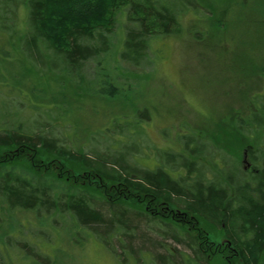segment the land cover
I'll use <instances>...</instances> for the list:
<instances>
[{
    "label": "rangeland",
    "instance_id": "rangeland-1",
    "mask_svg": "<svg viewBox=\"0 0 264 264\" xmlns=\"http://www.w3.org/2000/svg\"><path fill=\"white\" fill-rule=\"evenodd\" d=\"M171 1L182 9L181 31L154 37L141 70L117 64L126 21L124 13L119 15L112 52L103 56L119 67L117 79L125 91L118 99L85 96L67 76L44 74L45 67L33 65L25 53L13 49L11 54L8 46V59L0 50V130L18 126L49 134L68 148L61 161L42 153L32 157L34 164L64 179L51 178L59 193L78 191L82 171L72 152L113 155L125 150L132 164H162L172 170L177 165L162 156L183 151L182 134L205 140L198 159L206 178L224 177L237 158L247 173L264 165V0H206L203 5L202 0ZM27 13L25 6L18 7L17 28L24 33ZM10 37L0 29V49ZM89 63L94 71L96 60ZM140 110H147L149 117L137 124ZM253 114L262 120L261 127L248 125L242 133L233 119ZM4 152L0 148V155ZM244 159L250 169L244 168ZM28 160L19 164L27 167ZM74 220L63 210L0 212V264H164V258L167 264H233L226 230L205 221L184 232L160 219L143 218L139 229L114 236L102 227L80 229ZM198 230L206 233L207 241H191ZM259 264H264V250Z\"/></svg>",
    "mask_w": 264,
    "mask_h": 264
},
{
    "label": "trees",
    "instance_id": "trees-1",
    "mask_svg": "<svg viewBox=\"0 0 264 264\" xmlns=\"http://www.w3.org/2000/svg\"><path fill=\"white\" fill-rule=\"evenodd\" d=\"M20 5L28 10L26 33L17 28ZM9 13L14 17L10 19ZM122 13L126 21L124 47L122 51L117 49L119 66L143 69L139 66L148 61L152 39L181 31L182 9L171 0H0V29L11 36L0 50L8 59V46L12 47L11 54L13 49L25 53L33 65L45 67L44 74L67 76L85 96L118 99L125 91V85L117 79L119 67H112L109 58L103 56L112 52L114 27ZM91 60L97 62L94 71L88 68ZM147 117L148 111L140 110L135 122L140 124ZM233 121L243 133L248 125L261 127L262 120L253 114L252 118L238 116ZM180 141L183 151L165 152L162 156L177 165L172 170L162 164L155 168L132 164L125 150L113 155L72 152L82 171L80 179L84 180H78V191L68 194L59 193L51 182L53 177L58 182L63 178H56L52 169H43L32 160L33 155L42 153L61 161L68 156L67 147L49 134L18 126L1 129L0 148L5 152L0 155V212L17 208L48 214L68 211L80 229L102 227L114 236L121 231L130 233L134 227L139 229L143 218L160 219L184 232L205 221L226 230L233 264H259V254L264 250V165L259 172L247 173L237 158L224 177L206 178L198 159L205 140L182 134ZM217 145L223 148L224 141L218 138ZM24 159L30 160L29 166L19 164ZM89 181L98 187H90ZM196 234L191 241L203 242L207 238L200 230ZM172 237L182 242L175 234ZM162 261L168 263L165 258Z\"/></svg>",
    "mask_w": 264,
    "mask_h": 264
},
{
    "label": "water",
    "instance_id": "water-1",
    "mask_svg": "<svg viewBox=\"0 0 264 264\" xmlns=\"http://www.w3.org/2000/svg\"><path fill=\"white\" fill-rule=\"evenodd\" d=\"M244 161H246V160L244 159Z\"/></svg>",
    "mask_w": 264,
    "mask_h": 264
},
{
    "label": "flooded vegetation",
    "instance_id": "flooded-vegetation-1",
    "mask_svg": "<svg viewBox=\"0 0 264 264\" xmlns=\"http://www.w3.org/2000/svg\"><path fill=\"white\" fill-rule=\"evenodd\" d=\"M251 168V167H250Z\"/></svg>",
    "mask_w": 264,
    "mask_h": 264
}]
</instances>
